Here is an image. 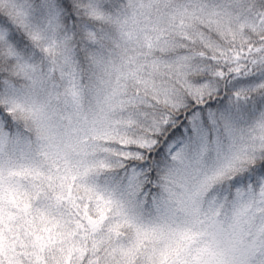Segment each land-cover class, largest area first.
Segmentation results:
<instances>
[{"label":"snow or ice","instance_id":"obj_1","mask_svg":"<svg viewBox=\"0 0 264 264\" xmlns=\"http://www.w3.org/2000/svg\"><path fill=\"white\" fill-rule=\"evenodd\" d=\"M0 264H264V0H0Z\"/></svg>","mask_w":264,"mask_h":264}]
</instances>
